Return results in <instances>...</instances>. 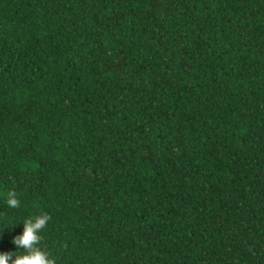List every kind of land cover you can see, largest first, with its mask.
Here are the masks:
<instances>
[{"label":"trees","instance_id":"trees-1","mask_svg":"<svg viewBox=\"0 0 264 264\" xmlns=\"http://www.w3.org/2000/svg\"><path fill=\"white\" fill-rule=\"evenodd\" d=\"M0 185V252L264 264V0H0Z\"/></svg>","mask_w":264,"mask_h":264},{"label":"clouds","instance_id":"clouds-1","mask_svg":"<svg viewBox=\"0 0 264 264\" xmlns=\"http://www.w3.org/2000/svg\"><path fill=\"white\" fill-rule=\"evenodd\" d=\"M0 198L9 208L20 206V199L14 191L0 185ZM51 217L46 212L33 214L23 219L22 232L12 239L16 250L0 252V264H56L54 257L41 246L42 232Z\"/></svg>","mask_w":264,"mask_h":264}]
</instances>
